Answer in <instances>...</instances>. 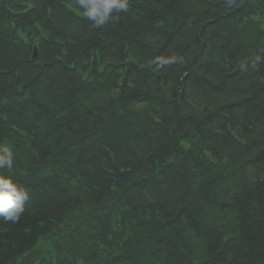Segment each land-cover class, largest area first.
Segmentation results:
<instances>
[{
    "label": "trees",
    "instance_id": "trees-1",
    "mask_svg": "<svg viewBox=\"0 0 264 264\" xmlns=\"http://www.w3.org/2000/svg\"><path fill=\"white\" fill-rule=\"evenodd\" d=\"M76 5L0 0V138L22 127L38 154L16 148L29 199L0 222V264L89 202L84 264H264V0H129L102 27ZM84 63L105 86L78 106Z\"/></svg>",
    "mask_w": 264,
    "mask_h": 264
},
{
    "label": "clouds",
    "instance_id": "clouds-1",
    "mask_svg": "<svg viewBox=\"0 0 264 264\" xmlns=\"http://www.w3.org/2000/svg\"><path fill=\"white\" fill-rule=\"evenodd\" d=\"M82 15L92 22L94 27H102L113 19V13H126L129 0H75ZM176 58H157L159 67L175 63ZM14 167V150L6 142H0V169L11 170ZM29 192L13 181L11 176L0 174V219L4 222H17L25 211Z\"/></svg>",
    "mask_w": 264,
    "mask_h": 264
},
{
    "label": "bare ground",
    "instance_id": "bare-ground-1",
    "mask_svg": "<svg viewBox=\"0 0 264 264\" xmlns=\"http://www.w3.org/2000/svg\"><path fill=\"white\" fill-rule=\"evenodd\" d=\"M89 55H92V54H90L89 53ZM97 80V78H95V79H93L92 81H91V83H87V82H82V85H80V87H79V89H78V93H76V105H78L79 106V103L81 104V103H84V102H86V100L88 101L90 98H91V101H93V97H95V96H98L99 95V93H98V91L102 88V87H104L105 86V84L103 83V82H101V81H96ZM34 109V108H33ZM33 114V113H32ZM106 149H107V147H106ZM130 164H132V162L129 160V163H128V165H130ZM100 167L103 169V171H106V168H105V165L104 164H102V163H100ZM89 172L88 173H84L83 171H81L80 170V172H81V175H80V178H81V180H82V182L84 183V188H82L81 190H82V192H83V190L86 192V193H89L90 192V190H95V186L92 184V182L90 181V178H91V175L93 174L92 172H90V171H92V168L91 169H89L88 170ZM56 179H58V178H56ZM149 185V184H148ZM164 190H165V188L163 189H160V192L161 193H163L164 192ZM86 194H84V195H80L79 194V196H81V197H83V196H85ZM138 195H140V194H138ZM138 195H136V197L138 196ZM139 197H141V196H138V200L139 201H141V199L139 198ZM91 205H94L93 203H91V202H89L88 203V207L89 206H91ZM96 206V205H95ZM95 207L94 206H92V208L91 209H94ZM170 209V208H169ZM104 216H101V215H99L98 216V219H97V225L98 226H101L100 224H101V222H103V220H104V218H103ZM145 264H147L146 262H144ZM151 263V262H150ZM151 264H156L155 262L154 263H151ZM192 264H194V263H192Z\"/></svg>",
    "mask_w": 264,
    "mask_h": 264
}]
</instances>
